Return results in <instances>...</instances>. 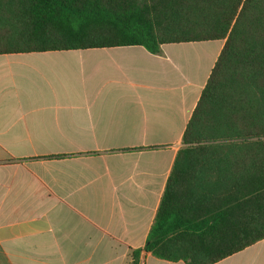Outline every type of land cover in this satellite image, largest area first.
<instances>
[{"label":"crops","instance_id":"1","mask_svg":"<svg viewBox=\"0 0 264 264\" xmlns=\"http://www.w3.org/2000/svg\"><path fill=\"white\" fill-rule=\"evenodd\" d=\"M225 42L0 55V264H185L144 248Z\"/></svg>","mask_w":264,"mask_h":264},{"label":"trees","instance_id":"2","mask_svg":"<svg viewBox=\"0 0 264 264\" xmlns=\"http://www.w3.org/2000/svg\"><path fill=\"white\" fill-rule=\"evenodd\" d=\"M217 40L144 248L164 261L216 264L264 240V0H0V55Z\"/></svg>","mask_w":264,"mask_h":264}]
</instances>
